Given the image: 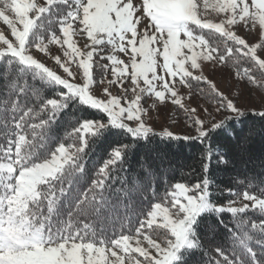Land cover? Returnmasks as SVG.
Instances as JSON below:
<instances>
[{
  "label": "snow or ice",
  "instance_id": "6c2138e0",
  "mask_svg": "<svg viewBox=\"0 0 264 264\" xmlns=\"http://www.w3.org/2000/svg\"><path fill=\"white\" fill-rule=\"evenodd\" d=\"M0 22V264H264V0H0ZM169 103L186 130L156 129Z\"/></svg>",
  "mask_w": 264,
  "mask_h": 264
},
{
  "label": "rangeland",
  "instance_id": "374dc122",
  "mask_svg": "<svg viewBox=\"0 0 264 264\" xmlns=\"http://www.w3.org/2000/svg\"><path fill=\"white\" fill-rule=\"evenodd\" d=\"M2 30H4V26L2 22H0V31ZM85 40L86 38H78V42L80 44H83ZM55 51L56 49L55 47H53V53H55ZM210 68L211 66L209 65L205 70V74L208 75L210 79L216 80L217 86L221 90H227V89L232 88L233 91L235 92V90L240 87L239 85H236L235 81L228 78V75H227L228 70H225L223 73H221L220 71H217L215 74H212L210 71ZM103 86L104 85H101V87ZM177 87L180 88L183 93L187 92V89H183L182 86H180L179 84L177 85ZM112 91L115 93L116 89L113 88ZM198 103H203V100L199 99L196 96H193L192 101L190 102L189 106H195ZM161 111L163 113L164 110H161ZM166 111L168 112V116L166 117L164 115L156 116L154 113V118L157 120V123L155 125L157 130H160V128L162 127H169L173 131L186 130V127H185L186 122L183 120V116L179 114L170 103L167 105ZM178 116H179V122L174 124L172 121L176 120Z\"/></svg>",
  "mask_w": 264,
  "mask_h": 264
},
{
  "label": "trees",
  "instance_id": "16d2710c",
  "mask_svg": "<svg viewBox=\"0 0 264 264\" xmlns=\"http://www.w3.org/2000/svg\"><path fill=\"white\" fill-rule=\"evenodd\" d=\"M255 149L259 150V143L255 145ZM199 151L200 146L199 142H186L183 147H173L171 149V152L174 153V160L178 166V170L175 173V180H179L181 178L182 174H186L188 170L195 169L194 175L192 177V182H195L196 176L199 175V164H198V158H199ZM257 165V171H259V160L256 159L253 161ZM239 167L241 170H243L244 165L243 163H239ZM251 167V165H249ZM215 178L217 180H225L227 179V175L223 172H216ZM162 191V189H161ZM239 191H243V189H239ZM227 199H237L236 197H227ZM227 219V217H226Z\"/></svg>",
  "mask_w": 264,
  "mask_h": 264
}]
</instances>
